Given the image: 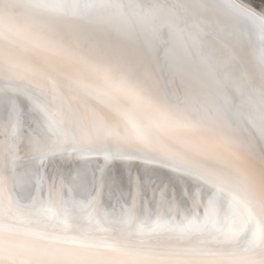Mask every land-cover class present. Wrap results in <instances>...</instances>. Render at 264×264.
Masks as SVG:
<instances>
[{
  "label": "snow or ice",
  "instance_id": "1",
  "mask_svg": "<svg viewBox=\"0 0 264 264\" xmlns=\"http://www.w3.org/2000/svg\"><path fill=\"white\" fill-rule=\"evenodd\" d=\"M31 4L54 16L98 7L96 0ZM226 5L239 16L264 23V16L234 0H226ZM27 37L46 55L73 58L42 33L29 32ZM47 65L50 71L56 69ZM56 89L53 79V92ZM0 94V153L13 169L21 159L39 165L30 204L10 191L14 177L0 179V264H264V196L249 192L242 181L210 170L201 173L213 188L229 195L224 213L210 200L195 202L189 214L163 197L153 210L143 200L146 174L125 164L134 153L157 149L143 128L122 133L100 117L88 126L74 114L69 117L62 106L52 108L29 90L11 85L0 88ZM45 119L55 125V135L47 133ZM21 145L26 149L23 158ZM93 154L100 159L91 188L81 169L57 166L49 174L44 167L57 158L85 160ZM74 185L87 193L85 198L73 195ZM125 190L129 198L121 203L116 193ZM50 225L56 230L48 231Z\"/></svg>",
  "mask_w": 264,
  "mask_h": 264
},
{
  "label": "clouds",
  "instance_id": "2",
  "mask_svg": "<svg viewBox=\"0 0 264 264\" xmlns=\"http://www.w3.org/2000/svg\"><path fill=\"white\" fill-rule=\"evenodd\" d=\"M96 4L98 7L65 16L45 15L31 2L18 10L5 8V24L0 30V87L27 89L52 108L62 106L69 117L74 114L88 126L93 125L96 117L105 122L121 113H131L142 121L153 139L175 136L192 140L195 155L212 157L222 175L242 181L249 192L264 196V133L257 135L253 129L228 124L222 116L206 117L198 126L190 127L173 118L182 110L181 97H166L156 91L163 69L153 67L146 42L163 26L170 47L198 57L199 45L207 36L205 29L180 19L169 9L138 0H96ZM203 15L250 58L264 59V23L256 25L237 15L224 0H210ZM29 32L42 33L76 59L72 65L75 77L55 92L37 62L64 66L66 59L34 49L27 37ZM93 97L108 107L94 103ZM134 97L139 98L133 101ZM109 107L116 111H108ZM44 127L49 135L56 134L55 125L46 119ZM38 167L33 163L28 170L26 186L18 199L23 204L31 203ZM73 195L80 199L87 193L74 185ZM161 197L189 214L195 202L203 205L210 200L224 213L230 199L227 193L204 185L192 191L182 190L179 195L167 186L145 187L146 207L155 210ZM128 198L127 190L116 193L121 203ZM55 230V226L48 227V231Z\"/></svg>",
  "mask_w": 264,
  "mask_h": 264
},
{
  "label": "bare ground",
  "instance_id": "3",
  "mask_svg": "<svg viewBox=\"0 0 264 264\" xmlns=\"http://www.w3.org/2000/svg\"><path fill=\"white\" fill-rule=\"evenodd\" d=\"M30 2L31 0H0V30L5 24L3 15L5 8L13 7L18 10ZM138 2L169 9L188 23L200 24L207 33L199 45L201 55L198 57L178 52L170 47L167 43L168 32L163 26L146 42L153 59V67L163 69L155 85L156 91L166 97L179 96L183 101L182 110L173 118L195 127L206 117L222 116L228 124L253 129L257 135L264 133V59L250 58L227 35L219 33L208 17L203 15V10L210 0H138ZM224 2L226 3V0ZM234 2L252 9L257 17H261L259 13H264V0ZM252 22L256 25L261 23L259 19ZM9 23L11 24V21ZM75 63V57L66 59L65 65H56L54 71H50L48 65L42 62H37V66L42 70L41 74L51 88L53 79L57 88H61L70 78L75 77L72 68ZM138 98L131 99L134 101ZM93 101L108 107L99 98L93 97ZM3 103L4 96L0 94V115ZM108 111L116 110L109 107ZM105 122L122 133L130 131L134 126L145 130L142 121L131 113H121L118 118L106 119ZM28 132L30 129L26 125L25 134ZM2 139L3 136H0V140ZM154 141L157 145L155 151L146 155L134 153L131 159L125 162L126 166L146 174L144 176L146 186H167L169 189H175L179 195L182 190L192 191L199 185L212 187L202 172L210 170L221 174L212 157L194 154L196 147L190 139L174 136ZM25 151L21 145L19 154L22 158ZM99 159L94 154L85 160L67 161L57 158L55 161L47 162L44 167L49 174H54L57 166L72 172L81 169L84 172L83 181L86 187L91 188L93 173ZM33 163L35 162L21 159L13 169L0 153V179L14 177L10 191L17 199L26 186L27 173ZM107 198L110 199V194Z\"/></svg>",
  "mask_w": 264,
  "mask_h": 264
}]
</instances>
